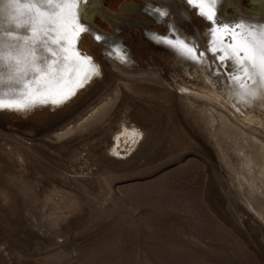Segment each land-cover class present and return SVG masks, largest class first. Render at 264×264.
Here are the masks:
<instances>
[{
    "label": "rangeland",
    "instance_id": "rangeland-1",
    "mask_svg": "<svg viewBox=\"0 0 264 264\" xmlns=\"http://www.w3.org/2000/svg\"><path fill=\"white\" fill-rule=\"evenodd\" d=\"M145 3L103 5L121 13ZM152 3L206 48L193 12L184 15L178 0ZM241 5L250 11L253 1ZM120 39L131 52L120 69L135 77H113L86 38L83 54L100 73L71 100L28 115L0 112V264H264V181L246 163L264 138L244 122L254 110L200 98V74L153 51L136 28ZM124 125L142 137L115 157Z\"/></svg>",
    "mask_w": 264,
    "mask_h": 264
},
{
    "label": "bare ground",
    "instance_id": "bare-ground-1",
    "mask_svg": "<svg viewBox=\"0 0 264 264\" xmlns=\"http://www.w3.org/2000/svg\"><path fill=\"white\" fill-rule=\"evenodd\" d=\"M104 1L93 0L85 16V0H78L75 10H71L65 0H53L51 5L48 0H0V105H3L0 112L28 115L46 108H60L71 100L100 73L92 58L83 54V40L86 38L100 49L113 77L119 73L135 77L120 69L123 64H131L130 49L120 37L127 36L131 29L136 28L142 41L148 42L153 51L171 57L174 64L182 62L183 70L192 68L200 74V98L215 101L222 98L231 106L236 102L242 104V108L254 110L252 116L249 112L245 114L244 122L260 126L264 134V66L260 59L264 54V17L261 20L250 18L251 13L242 7L241 0H215L217 18L227 25L221 28L197 14L196 7L189 5L187 0H178L185 8L184 15L191 11L203 24L207 44L202 48L198 38L188 40L182 36L169 9L161 4L154 6L153 0H144L143 7L126 3L121 7V13L106 9ZM252 1L259 8H264V0ZM208 3L211 4L212 0ZM230 8L233 14L228 13ZM152 10L164 11L167 15L158 18L151 14ZM260 12L264 16V11ZM125 13L133 15L136 22L127 19ZM238 16L240 18L236 19ZM96 19L106 24L112 34L98 27ZM42 20L48 23L42 24ZM77 25L90 27L92 34L81 33L76 37ZM151 25L165 27L167 34H160L159 29H153ZM97 36H100L99 40ZM44 40L46 45L41 43ZM52 40L63 41V45L53 44ZM242 47L256 59H245L243 51L237 55V50ZM189 48L194 51L189 52ZM210 56H213L211 61ZM83 57L89 60L85 61ZM226 66L230 69L229 74L224 72ZM210 68L214 71L213 76L207 75ZM36 76H39L38 80ZM38 84L41 85L39 91L36 89ZM217 85L224 88L227 98L218 91ZM122 128L114 140L112 155L115 157H125L142 137L136 128L125 125ZM254 140L259 144L254 143V154L246 163L247 166L258 167L257 173L264 181V138Z\"/></svg>",
    "mask_w": 264,
    "mask_h": 264
},
{
    "label": "snow or ice",
    "instance_id": "snow-or-ice-1",
    "mask_svg": "<svg viewBox=\"0 0 264 264\" xmlns=\"http://www.w3.org/2000/svg\"><path fill=\"white\" fill-rule=\"evenodd\" d=\"M48 2L51 5L53 0H48ZM77 2H78V0H65V4H70L71 10H75L77 8ZM91 3H93V0H85V4H86L85 16L87 15L88 5H90ZM187 3L189 5H194L196 7L197 14L202 15L207 20L213 21L214 23L220 25L221 28H226L227 27V25H223L221 23V21L217 18L215 7H214L215 6V0H212L211 4L208 3V0H187ZM59 6L62 7L63 5H59ZM151 14L157 16L158 18L164 17V16L167 15L166 12L160 11V10H152ZM53 15H55V13H53ZM41 23L45 24V23H48V21L47 20H42ZM50 27H51V25L49 24V28ZM81 33H85V34L91 35L92 34V29L90 27L86 28V27L77 25V28H76V31H75L74 35L76 37H79ZM96 39L99 40L100 36H97ZM41 43L46 45L47 41L44 40V41H41ZM52 43L53 44H60L61 46L63 45V41L52 40ZM65 51H67V49H65ZM188 51L189 52H193L194 50L192 48H189ZM240 51L244 52V58L245 59H252V60L256 59L255 55H252L250 57L249 53H248V50L243 48V47L241 49L237 50V55H239ZM53 55H54V53H53ZM200 55H203V53H200ZM82 59L85 60V61L89 60L88 57H83ZM220 59H222V58H220ZM260 59H261V65L264 66V54H262ZM35 79L38 80L39 76H36ZM53 86L54 85H49V87H53ZM40 87H41V85H39V84L36 85L37 91H39ZM57 102H59V101H53V103H57ZM0 106H3V105H0ZM8 106L9 107H17V108L25 107V105H8Z\"/></svg>",
    "mask_w": 264,
    "mask_h": 264
},
{
    "label": "water",
    "instance_id": "water-1",
    "mask_svg": "<svg viewBox=\"0 0 264 264\" xmlns=\"http://www.w3.org/2000/svg\"><path fill=\"white\" fill-rule=\"evenodd\" d=\"M261 11H264V8L260 7L257 5V4H254L253 2V5H252V8L250 10V18L254 19V20H261L264 16L263 14L260 12ZM240 16L236 17V19H239Z\"/></svg>",
    "mask_w": 264,
    "mask_h": 264
}]
</instances>
